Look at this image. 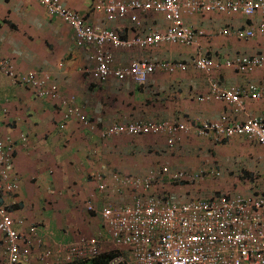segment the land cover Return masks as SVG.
Segmentation results:
<instances>
[{
	"label": "crops",
	"instance_id": "obj_1",
	"mask_svg": "<svg viewBox=\"0 0 264 264\" xmlns=\"http://www.w3.org/2000/svg\"><path fill=\"white\" fill-rule=\"evenodd\" d=\"M60 1L87 24L112 30L123 40L163 33L168 26L164 16L155 12H129L110 22L95 9L96 4L108 0ZM131 15H136L137 20L131 21ZM182 16L187 26L203 32L194 44L160 43L143 49L113 48L108 44L103 47L112 56L114 70L140 59L164 63L174 70H156L142 85L114 76L99 83L92 77L96 47L77 46L71 28L39 4L0 0V56L9 61L17 75L32 71L49 76L62 97L74 98L88 121L85 125L76 119L65 120V109L60 104L39 98L32 89L14 84L0 72V137L15 146L10 173L18 182V190L0 201L20 234L28 236L29 226L36 225L42 241L33 246L21 264H40L38 258L45 248L62 256L64 249L81 237L97 238L101 252L115 249L99 213L106 207L129 205L133 194L112 183L113 173L144 176L166 164L171 166V172L216 169L220 173L216 178L204 177L193 184L163 180L162 187L169 198L181 203L237 194L225 192L230 187L223 182L234 176V166L238 165L241 173L239 179L233 180V188H238L237 181L244 183L243 191H238L243 194L248 192L246 179L253 181L254 171L264 172V148L241 137L217 140L212 134L200 137L193 132L181 133L171 151L166 149L164 136L101 138V131L110 125L138 120L173 121L196 127L205 122L234 123L264 116V99H247L238 109L216 100L211 88L215 83L217 91L242 90L250 84L264 89V69L239 73L222 67L237 56L264 57V34L257 31L264 24V14ZM223 30L255 32L252 38L240 39L221 34ZM199 57L213 60L217 68L206 73L193 67H175ZM204 97L208 100H200ZM94 173L104 176L106 190H98L97 181L91 176ZM244 173L248 177L244 178ZM88 204L93 211H87ZM1 240L0 235V264H5Z\"/></svg>",
	"mask_w": 264,
	"mask_h": 264
},
{
	"label": "built area",
	"instance_id": "obj_2",
	"mask_svg": "<svg viewBox=\"0 0 264 264\" xmlns=\"http://www.w3.org/2000/svg\"><path fill=\"white\" fill-rule=\"evenodd\" d=\"M46 9L50 16L59 18L74 34L77 46H94L95 68L92 77L102 83L110 76L118 80L130 79L138 85L146 82L148 76L159 69L174 68L164 63L140 59L129 65L112 69V56L103 49L108 44L113 48L143 49L160 43L179 45L194 44L201 30L187 26L183 14L196 15L217 13L228 16L241 14L252 17L264 14V0H108L99 2L95 9L105 14L110 22L124 18L129 12H155L162 14L168 26L161 32H151L130 40L121 39L117 33L105 28L87 24L77 13L67 8L60 0H30ZM136 21V15H131ZM258 33L264 34V24ZM253 30H223L221 34H232L240 39L254 36ZM180 70L193 67L206 73L217 68L216 63L206 57L190 59L189 63L176 64ZM239 73H252L264 69V57L237 56L222 64ZM0 72L14 84L32 89L39 98L53 100L65 109V120L76 119L87 125V118L75 104L74 98H64L49 76L29 71L17 75L8 60L0 56ZM214 83L212 95L216 100L242 109L245 100L264 99V89L250 84L245 89L234 88L217 91ZM200 100H208L207 97ZM193 134L217 140L241 137L254 144L264 146V116H253L240 122L227 123L226 120L205 122L193 127L173 121L138 120L127 124H113L101 131L102 139L128 135L164 136L166 149L171 151L180 141V134ZM15 153L12 141L0 137V200L18 190L17 179L10 173ZM216 169L188 172H171L168 166L158 171H149L144 176L111 175L112 183L130 189L132 202L106 207L99 213L107 227L117 256L110 264H264V191L252 187L248 194H223L208 198H197L176 203L162 187L163 180L171 184H193L204 177H218ZM97 181L99 191L107 185L104 176L91 174ZM167 177V178H166ZM87 211H93L91 204ZM21 223V222H20ZM36 225H30L28 236L20 234L14 227V220L5 204L0 201V235L5 250V264H21L33 246L41 245ZM101 253L97 238L81 237L64 249L63 255L45 248L40 254V264H73L92 259Z\"/></svg>",
	"mask_w": 264,
	"mask_h": 264
},
{
	"label": "rangeland",
	"instance_id": "obj_3",
	"mask_svg": "<svg viewBox=\"0 0 264 264\" xmlns=\"http://www.w3.org/2000/svg\"><path fill=\"white\" fill-rule=\"evenodd\" d=\"M254 145V144H253ZM255 146H257V145H255ZM259 146V145H258ZM259 147H263L264 148V146H259ZM169 168H171V166L169 165V164H166ZM165 165V166H166ZM239 170H241L240 169V167L237 165V166H234L233 167V171H235L234 172V176L233 177H231L230 178V176L228 177V181L227 180H223V182L224 183H226L227 184V186L228 187H230V189H228L227 191H225V192H230V193H237V194H243V193H241V192H238V191H243V188H245V185H244V183H242V182H239V181H237V185H238V188H236V189H234L233 188V185H235L234 183H233V180L235 179V178H238V175L241 173V172H239ZM254 174H255V176L253 177V181H251L250 179H246V185H247V189H248V192H247V194L250 192V190H251V188L252 187H255V188H257L258 190H260V191H264V172L263 171H254L253 172ZM222 178V177H221ZM239 179V178H238ZM218 180H220V179H218ZM226 186V185H225ZM241 187H242V189H241ZM237 191V192H236ZM212 192V191H211ZM222 192H224V191H222ZM90 233V232H89ZM91 234V233H90Z\"/></svg>",
	"mask_w": 264,
	"mask_h": 264
},
{
	"label": "trees",
	"instance_id": "obj_4",
	"mask_svg": "<svg viewBox=\"0 0 264 264\" xmlns=\"http://www.w3.org/2000/svg\"><path fill=\"white\" fill-rule=\"evenodd\" d=\"M243 177H248V174L244 173ZM117 254V250L112 249L111 251L101 252L97 257H94L92 259L79 261L73 264H110V262L117 256Z\"/></svg>",
	"mask_w": 264,
	"mask_h": 264
}]
</instances>
